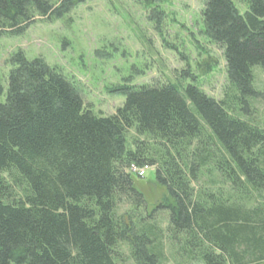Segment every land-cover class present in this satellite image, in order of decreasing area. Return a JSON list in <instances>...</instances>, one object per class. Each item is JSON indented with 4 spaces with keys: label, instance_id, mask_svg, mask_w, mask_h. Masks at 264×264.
Instances as JSON below:
<instances>
[{
    "label": "trees",
    "instance_id": "trees-1",
    "mask_svg": "<svg viewBox=\"0 0 264 264\" xmlns=\"http://www.w3.org/2000/svg\"><path fill=\"white\" fill-rule=\"evenodd\" d=\"M86 1L0 0V37ZM203 5L202 34L225 60L220 101L193 79L126 83L114 90L122 106L97 116L43 60L12 57L0 81V264H264L253 71L264 72V0ZM131 167L153 169L165 192L151 213Z\"/></svg>",
    "mask_w": 264,
    "mask_h": 264
},
{
    "label": "rangeland",
    "instance_id": "rangeland-1",
    "mask_svg": "<svg viewBox=\"0 0 264 264\" xmlns=\"http://www.w3.org/2000/svg\"><path fill=\"white\" fill-rule=\"evenodd\" d=\"M153 2L87 0L60 19L36 18L24 32L1 36L3 88L12 57L19 52L27 61L43 60L74 84L84 105L97 116H112L122 106L125 98L114 90L126 83L135 87L156 82L192 84L193 79L207 96L220 101L227 87L225 60L222 51L202 34L203 0ZM253 71L260 93L255 110L263 123L264 72ZM133 136L129 131L128 138ZM134 180L151 213L165 194L155 184L154 170ZM154 217L159 226L166 227L165 212ZM125 264L132 263L126 260Z\"/></svg>",
    "mask_w": 264,
    "mask_h": 264
},
{
    "label": "built area",
    "instance_id": "built-area-1",
    "mask_svg": "<svg viewBox=\"0 0 264 264\" xmlns=\"http://www.w3.org/2000/svg\"><path fill=\"white\" fill-rule=\"evenodd\" d=\"M148 170V168H142V169H136L135 167H131V173H133L134 175H136L139 178L144 177L146 171Z\"/></svg>",
    "mask_w": 264,
    "mask_h": 264
}]
</instances>
